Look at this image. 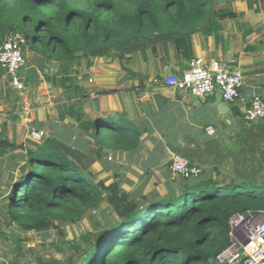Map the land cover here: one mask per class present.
<instances>
[{
	"label": "trees",
	"instance_id": "obj_1",
	"mask_svg": "<svg viewBox=\"0 0 264 264\" xmlns=\"http://www.w3.org/2000/svg\"><path fill=\"white\" fill-rule=\"evenodd\" d=\"M218 5V0H0V46L9 34H23L30 51L55 60L66 75L82 61L89 66L92 56L116 51L123 60L157 38L171 39L191 61L193 34L218 18L237 16L230 8L216 10ZM75 120L92 130L97 146L131 150L139 143L137 126L125 114L94 121L79 113ZM18 147L27 149L26 162L0 215L19 235L57 230L64 236L65 225L103 203L115 215L83 234L81 242L72 240V254L64 261L39 264H220L231 245L232 218L264 212V187L179 176L176 189L138 199L118 180L97 181L53 140L24 147L0 138V156Z\"/></svg>",
	"mask_w": 264,
	"mask_h": 264
},
{
	"label": "crops",
	"instance_id": "obj_2",
	"mask_svg": "<svg viewBox=\"0 0 264 264\" xmlns=\"http://www.w3.org/2000/svg\"><path fill=\"white\" fill-rule=\"evenodd\" d=\"M218 1L222 5L216 10L230 8L237 16L218 18L193 34L192 58L207 63L222 60L242 71L243 86L235 102H225L219 89L195 96L167 84V78L180 77L190 67L171 39L157 38L123 60L116 51L92 56L89 66L87 61L75 64L69 75L59 72L55 60L48 62L26 50L23 91L0 72V138L24 147L30 141L53 140L75 152L76 162L95 179L106 184L118 180L122 190L138 199L176 189L179 176L170 169L174 154L189 159L200 169L199 176L246 188L264 187V118L245 117L254 95L264 99V0ZM226 1L229 6H223ZM107 90L113 92L103 93ZM220 96L228 107L217 102ZM79 113L94 121L106 114H125L137 126L138 145L131 150L97 146L92 130L75 120ZM33 131L43 132V139L34 140ZM26 152L18 147L0 156L2 203L25 165ZM89 159L93 169L88 167ZM99 171L113 176H99ZM4 221L0 215V222ZM248 249L231 245L219 262L224 264L222 260L235 251L248 258ZM12 257L0 239V264H8Z\"/></svg>",
	"mask_w": 264,
	"mask_h": 264
},
{
	"label": "built area",
	"instance_id": "obj_3",
	"mask_svg": "<svg viewBox=\"0 0 264 264\" xmlns=\"http://www.w3.org/2000/svg\"><path fill=\"white\" fill-rule=\"evenodd\" d=\"M26 48V38L20 33L9 34L0 46V69L9 76L11 84L19 91L25 89L22 74L26 65ZM165 82L195 96H206L219 89L222 90L223 100L233 103L240 96L243 74L241 70L231 68L222 60L207 63L203 58H194L181 77L167 78ZM245 117L250 121L264 118V99L261 96L252 97L245 110ZM209 131L213 132L212 128H209ZM32 137L36 141H41L44 133L33 131ZM170 169L174 175L185 178L197 177L201 173L189 159L178 154L172 156ZM1 204L0 195V206ZM230 236L231 245L240 244L247 249L249 247L251 251L248 249V258H245V254L231 252L222 260L224 264H264V212L233 217Z\"/></svg>",
	"mask_w": 264,
	"mask_h": 264
},
{
	"label": "rangeland",
	"instance_id": "obj_4",
	"mask_svg": "<svg viewBox=\"0 0 264 264\" xmlns=\"http://www.w3.org/2000/svg\"><path fill=\"white\" fill-rule=\"evenodd\" d=\"M26 50H29L26 48ZM24 83H26L24 81ZM27 83L25 84L26 87ZM67 154H71L77 161L78 157L75 152H71L64 148ZM91 160H88L89 169H93V163L89 164ZM99 176L110 178L113 175L109 172L99 171ZM98 176V177H99ZM119 175L116 176V178ZM100 178V177H99ZM98 181L99 179L96 178ZM100 181L104 182V179ZM4 203V202H3ZM3 216L4 213H2ZM113 215L106 209V204H101L97 209L86 210L82 219L74 224H67L64 226L65 235H60L57 230H51L48 232H29V233H17V229L14 225H10L8 222H0V239L4 244L6 252L12 253L13 260H18L20 264H39V260L44 263L50 261H64L65 258L72 254L70 250V242L72 240H78L81 242V236L88 231L94 230L100 223L103 224L106 218L113 219ZM19 242V243H18ZM12 262V261H8Z\"/></svg>",
	"mask_w": 264,
	"mask_h": 264
},
{
	"label": "water",
	"instance_id": "obj_5",
	"mask_svg": "<svg viewBox=\"0 0 264 264\" xmlns=\"http://www.w3.org/2000/svg\"><path fill=\"white\" fill-rule=\"evenodd\" d=\"M220 92H221V95H222V90H220ZM219 104H222L223 103V101H222V98H221V96H220V98H219V100L217 101ZM223 106H225L224 104H222ZM225 107H228L227 105L225 106ZM229 109V108H228ZM98 121V120H97Z\"/></svg>",
	"mask_w": 264,
	"mask_h": 264
}]
</instances>
